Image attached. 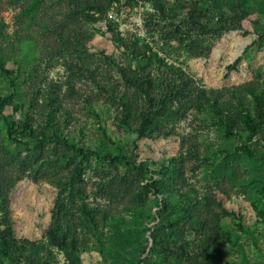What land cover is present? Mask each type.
<instances>
[{"label":"rangeland","instance_id":"374dc122","mask_svg":"<svg viewBox=\"0 0 264 264\" xmlns=\"http://www.w3.org/2000/svg\"><path fill=\"white\" fill-rule=\"evenodd\" d=\"M88 2L0 0V264H264V0Z\"/></svg>","mask_w":264,"mask_h":264},{"label":"trees","instance_id":"16d2710c","mask_svg":"<svg viewBox=\"0 0 264 264\" xmlns=\"http://www.w3.org/2000/svg\"><path fill=\"white\" fill-rule=\"evenodd\" d=\"M112 2L113 0H91V2H88V7H87L88 12L86 14L87 20L93 24H97L100 21V18L99 16L96 15L97 14L101 15L106 13L107 11L105 6L106 3L110 4ZM108 29L110 30V33L112 35L111 39L114 41V43L119 44L120 43L119 35L114 32L111 26ZM1 37L2 34L0 30V39ZM108 59L114 63L112 57H108ZM5 62L6 61L4 59V56L0 52L1 76L6 77L11 87L14 90H16L17 84L14 76V71L11 68L7 67ZM9 108L11 109V112H7ZM21 109H22V105L19 102L15 101L12 96L0 97V111L5 118V121L7 122L9 136L18 142H23L27 139L30 140L38 139V136L32 130V127L28 122L15 118V114L19 113ZM43 137L46 136L44 135ZM49 234L53 236L55 234V231L53 229H50ZM2 241L5 246H8L9 243H11V245L15 247V244L17 243L16 240L10 242V240L7 237L2 238ZM154 243H156L155 238H154ZM183 255H186V253L183 252ZM200 255H204V254H201L200 252H196V255H194L192 253L186 255V259L189 263L199 264L198 256Z\"/></svg>","mask_w":264,"mask_h":264}]
</instances>
